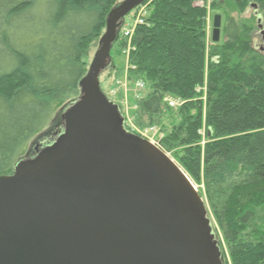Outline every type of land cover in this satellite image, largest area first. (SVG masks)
I'll return each mask as SVG.
<instances>
[{"label": "trees", "instance_id": "obj_1", "mask_svg": "<svg viewBox=\"0 0 264 264\" xmlns=\"http://www.w3.org/2000/svg\"><path fill=\"white\" fill-rule=\"evenodd\" d=\"M117 1L0 0V176L13 173L58 105L79 90L89 46ZM149 1L129 57L130 80L145 89L137 123L160 126V147L203 186L225 264L227 256L230 264H264V52L254 42L264 0L226 2L224 10L254 5L259 13L230 16L217 43H208V0ZM122 35L118 53L128 41ZM166 97L182 104L171 108Z\"/></svg>", "mask_w": 264, "mask_h": 264}, {"label": "water", "instance_id": "obj_2", "mask_svg": "<svg viewBox=\"0 0 264 264\" xmlns=\"http://www.w3.org/2000/svg\"><path fill=\"white\" fill-rule=\"evenodd\" d=\"M145 1L109 12L64 130L0 176V264H223L195 184L162 148L128 133L101 90L118 31ZM221 30L216 14L213 42Z\"/></svg>", "mask_w": 264, "mask_h": 264}, {"label": "rangeland", "instance_id": "obj_3", "mask_svg": "<svg viewBox=\"0 0 264 264\" xmlns=\"http://www.w3.org/2000/svg\"><path fill=\"white\" fill-rule=\"evenodd\" d=\"M231 1L232 0H208L207 5H206L208 43H209V39L212 38L213 20L216 14H219L222 16V23L224 25L226 23V20L230 16L235 17L236 19L240 17L247 19L252 15H255V14L258 15L259 13V12L254 11V5L251 6L252 8L248 7L247 9H245L243 13H239V11H235V10L232 11V9L224 10L222 7H225L226 2H231ZM121 2L122 0H118L117 3L115 4V7L119 6ZM149 3L150 1L148 3L144 2L142 5H140L141 7L139 8V10H136V9L132 10L125 17V27L127 28L131 27L134 24V20H135L134 17L140 14V12H141V16H144V14H146L147 5ZM214 3H216L217 5L213 6ZM238 14H240L241 16H239ZM262 29H264V25L261 28H257L256 32L254 33V42H255V46H257V49L260 50L261 52H264V37H263V34L261 33ZM221 37H222V34H221ZM126 43H127L126 47L123 48L122 53L117 52L116 45H114V47L112 48L111 50L112 62L109 65V67L105 69L100 75L101 90L106 95L108 100H110L111 102H113L114 104H116L117 106L121 108L122 117L124 119V128L128 133H132L141 138H143L142 137L143 135H141L140 132L147 133V137H148L147 139L149 141L152 140L155 143L160 144V142L164 138V133L160 126L146 125V123L143 125H140L139 123H137L138 117H137L136 111L138 107V100L135 97V90L137 88L136 84L138 82H133L130 80L132 69H128L127 54L124 52V49L128 47V41ZM98 47H99V39L92 42L89 46L87 57L85 58L87 62V66H86L87 70L89 69L93 61L94 55ZM144 91L145 89L143 88L138 93V99L142 98V94L144 93ZM79 97H80V90H76L73 92V94H70L61 104L58 105L52 121L39 135H37L35 138L31 140V142L27 146L26 151L21 157V160L35 157L37 155V152H35V148L38 145L43 144V146L41 145V148L39 146V149L42 150L43 148L49 146L50 144L54 142L59 132L63 131L65 127V126H62L61 115L65 114L68 108H70L79 99ZM126 97H127V100H126ZM149 129H150V132H148ZM50 139H52L51 142L48 141ZM143 139H146V138H143ZM169 154L171 156V153ZM31 155L32 157H30ZM196 187L199 190V188L203 186L196 185ZM204 201H205L206 207H208L205 198H204ZM211 219L213 221V226L215 228L214 231L216 230L215 233H217V237L220 238L222 244L224 245L220 230L216 222L213 220V218ZM226 260L230 264V260L228 256L226 257ZM223 264H225L224 259H223Z\"/></svg>", "mask_w": 264, "mask_h": 264}, {"label": "built area", "instance_id": "obj_4", "mask_svg": "<svg viewBox=\"0 0 264 264\" xmlns=\"http://www.w3.org/2000/svg\"><path fill=\"white\" fill-rule=\"evenodd\" d=\"M141 23H143V16H141V12H140V14L135 16L134 24L131 27H129V28L124 27L123 28V36L125 38H127V40H128V47L124 49V52L127 54L128 69H131L130 62H129V57H130V52H131V39H132V36H133V34L135 32L136 26L138 24H141ZM136 85H137V88L135 90V97L138 98V93L144 88V83L140 81ZM126 100H127V97H126ZM165 102H167L168 105L171 108H176V107H178V106H180L182 104V102L180 100H177V99H174V98H171V97H166L165 98ZM150 129L148 130V132H150ZM140 134L143 135L142 136L143 138H146V139L148 138L147 137V133L140 132ZM151 142L160 147V144H157V143H155L152 140H151Z\"/></svg>", "mask_w": 264, "mask_h": 264}, {"label": "flooded vegetation", "instance_id": "obj_5", "mask_svg": "<svg viewBox=\"0 0 264 264\" xmlns=\"http://www.w3.org/2000/svg\"><path fill=\"white\" fill-rule=\"evenodd\" d=\"M58 132H59V130H58ZM48 141L51 142L52 139H50V140H48ZM48 144H49V143H48ZM41 145L43 146V144H40V145H38V146L35 148V152H37V153L39 152V150H40V149H39V146H40V148H41ZM46 145H47V144H46ZM30 157H32V155H31Z\"/></svg>", "mask_w": 264, "mask_h": 264}]
</instances>
